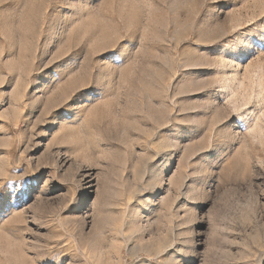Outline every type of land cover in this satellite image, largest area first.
<instances>
[{"label": "rangeland", "instance_id": "374dc122", "mask_svg": "<svg viewBox=\"0 0 264 264\" xmlns=\"http://www.w3.org/2000/svg\"><path fill=\"white\" fill-rule=\"evenodd\" d=\"M0 264H264V0H0Z\"/></svg>", "mask_w": 264, "mask_h": 264}]
</instances>
